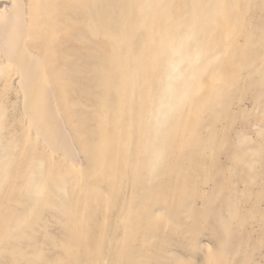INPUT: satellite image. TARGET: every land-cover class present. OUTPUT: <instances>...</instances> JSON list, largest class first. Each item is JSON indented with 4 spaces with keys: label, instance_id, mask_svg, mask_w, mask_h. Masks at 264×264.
I'll list each match as a JSON object with an SVG mask.
<instances>
[{
    "label": "rangeland",
    "instance_id": "1",
    "mask_svg": "<svg viewBox=\"0 0 264 264\" xmlns=\"http://www.w3.org/2000/svg\"><path fill=\"white\" fill-rule=\"evenodd\" d=\"M0 264H264V0H0Z\"/></svg>",
    "mask_w": 264,
    "mask_h": 264
}]
</instances>
